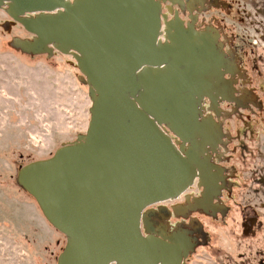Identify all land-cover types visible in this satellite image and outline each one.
Instances as JSON below:
<instances>
[{
    "label": "water",
    "instance_id": "1",
    "mask_svg": "<svg viewBox=\"0 0 264 264\" xmlns=\"http://www.w3.org/2000/svg\"><path fill=\"white\" fill-rule=\"evenodd\" d=\"M1 5L32 35L14 37V47L71 54L88 86L86 132L16 174L66 238L56 264H182L194 237L162 223L146 229L144 209L179 197L197 179L203 191L179 207L223 210L212 201L223 188L222 170L205 154L216 151L220 127L201 114L203 96L234 100L215 37L184 28L176 13L167 19L159 0Z\"/></svg>",
    "mask_w": 264,
    "mask_h": 264
},
{
    "label": "rangeland",
    "instance_id": "2",
    "mask_svg": "<svg viewBox=\"0 0 264 264\" xmlns=\"http://www.w3.org/2000/svg\"><path fill=\"white\" fill-rule=\"evenodd\" d=\"M222 3L226 6L207 16L217 15L212 24L223 29L221 49L241 71L236 93L248 98L214 115L221 132L217 161L227 184L215 201L223 210L190 211L164 228L191 227V218L198 224L200 232L192 236L197 244L182 264H264V0ZM31 36L1 5L0 264L57 263L66 238L44 218L16 174L25 163L75 141L90 118L88 86L72 55L31 54L12 45L14 37ZM191 186L185 195H196ZM184 194L166 201L182 204Z\"/></svg>",
    "mask_w": 264,
    "mask_h": 264
},
{
    "label": "flooded vegetation",
    "instance_id": "3",
    "mask_svg": "<svg viewBox=\"0 0 264 264\" xmlns=\"http://www.w3.org/2000/svg\"><path fill=\"white\" fill-rule=\"evenodd\" d=\"M159 2H161V11H160L161 15L167 16V19H174L175 18L174 14L176 13V15H178V17L181 19L184 28H188V24H189L191 25L192 29H194L199 33H205L207 31L211 32V34L215 37L216 47L223 52V50L221 49L222 42H219L221 31L223 29L220 27H216L212 24L213 19H216L217 15L215 16L212 14V16L210 17L207 16L208 14H211V12L216 11V8L226 6L225 3H222V0H159ZM161 19H162L161 29H163V20H164L163 16ZM223 55L225 56L224 52ZM221 69L222 71H224V77L228 79L232 85L233 89L231 91V96L233 97L234 100L229 101L223 98L221 99L220 96H216V100L213 103L211 99L203 96L201 102V107H202L201 114L202 111L206 109L207 111L209 110L210 113L208 114L212 115L213 118L214 115H219V114L222 115V112L227 108L226 105L227 103H230L231 105L236 107V106H243L244 101L248 100V98L244 96H240L236 93L237 75H241V71L238 70L237 65L233 61H229L228 57L225 56V66H222ZM208 114L206 115L208 116ZM169 134L178 141V138H176L173 133L169 132ZM219 143H221L220 140ZM205 154H208L210 156V161L213 164L218 165L219 168L222 170L220 176L223 179L222 181H219L218 184H222L223 185L222 189L224 190V188L227 187V184L225 182L226 171L224 170L222 165H220L217 161V157H218L216 155L217 152L212 151L210 147H207V151L205 152ZM191 185L192 186L194 185V188H196L197 190L196 195L187 196L184 193H182L184 194L183 195L184 201L182 202V204H176V203L172 204V202L167 203V201H163V202H156L154 204L145 207L144 211L146 212V229H149L150 231L160 230L162 229L161 227H159L160 223L167 225L170 220L172 219L174 220V218L176 217L181 218L183 215H185V213L190 212L191 210L185 211L181 208H179L177 211H174L173 206L186 205L188 201L191 202L192 198H196L203 191V186L198 185L197 179L194 180V182ZM212 199L213 202L218 203L217 201H215L216 197H213ZM196 211L203 212L201 209H196ZM184 229L187 230L191 236H196L197 233L200 232V228L198 227V224L193 218H191V227L187 226Z\"/></svg>",
    "mask_w": 264,
    "mask_h": 264
},
{
    "label": "bare ground",
    "instance_id": "4",
    "mask_svg": "<svg viewBox=\"0 0 264 264\" xmlns=\"http://www.w3.org/2000/svg\"><path fill=\"white\" fill-rule=\"evenodd\" d=\"M175 208L178 210L180 207L179 206H175Z\"/></svg>",
    "mask_w": 264,
    "mask_h": 264
}]
</instances>
